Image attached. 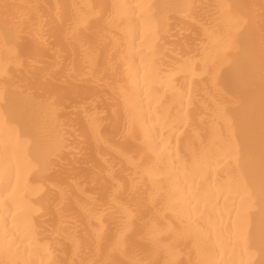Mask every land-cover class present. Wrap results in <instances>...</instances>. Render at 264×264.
Masks as SVG:
<instances>
[{
    "label": "bare ground",
    "instance_id": "6f19581e",
    "mask_svg": "<svg viewBox=\"0 0 264 264\" xmlns=\"http://www.w3.org/2000/svg\"><path fill=\"white\" fill-rule=\"evenodd\" d=\"M0 264H264V0H0Z\"/></svg>",
    "mask_w": 264,
    "mask_h": 264
}]
</instances>
